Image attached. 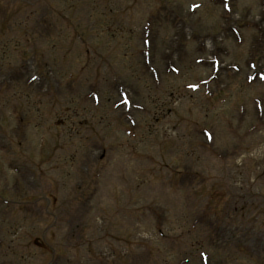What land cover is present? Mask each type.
I'll return each mask as SVG.
<instances>
[{"label":"rangeland","instance_id":"obj_1","mask_svg":"<svg viewBox=\"0 0 264 264\" xmlns=\"http://www.w3.org/2000/svg\"><path fill=\"white\" fill-rule=\"evenodd\" d=\"M212 1L0 0V264H264V84L228 74L264 70V0Z\"/></svg>","mask_w":264,"mask_h":264}]
</instances>
